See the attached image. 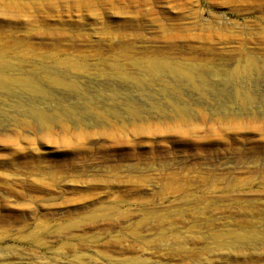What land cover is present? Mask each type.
<instances>
[{
  "label": "rangeland",
  "instance_id": "374dc122",
  "mask_svg": "<svg viewBox=\"0 0 264 264\" xmlns=\"http://www.w3.org/2000/svg\"><path fill=\"white\" fill-rule=\"evenodd\" d=\"M0 264H264V0H0Z\"/></svg>",
  "mask_w": 264,
  "mask_h": 264
},
{
  "label": "bare ground",
  "instance_id": "6f19581e",
  "mask_svg": "<svg viewBox=\"0 0 264 264\" xmlns=\"http://www.w3.org/2000/svg\"><path fill=\"white\" fill-rule=\"evenodd\" d=\"M168 66V65H165ZM164 66V67H165ZM150 64L148 65V69L149 70ZM152 72H155L156 74L160 73V70L163 68H161L160 66H157L156 64H152ZM172 73L175 76H181L183 77L187 82L192 83L194 82L196 79H200L199 76H197L196 74L191 73L188 70H173ZM20 81H22L21 79H19ZM26 81V80H25ZM31 81V80H30ZM35 83V82H34ZM199 87V86H198ZM176 99V98H175ZM180 101V99H179ZM181 102V101H180ZM156 103V102H155ZM158 103V102H157ZM127 104V103H125ZM166 109L168 113H171V118L175 121H187L190 120L192 118V114L196 113V110L192 109L191 106L185 102L182 103H178L173 99H170L166 102ZM229 101L226 100V102L224 103V105L219 106V109H221V115H223L224 119L227 118H232L234 116H236L235 114V110L233 108L230 107ZM241 104H242V99H241ZM123 105V104H122ZM128 106V105H127ZM126 107V106H125ZM118 108V107H117ZM261 106H258V109H261ZM113 109V108H112ZM119 109V108H118ZM121 109V108H120ZM151 109L157 110L162 114V110L160 109L159 106H157L156 104L153 103V105H151ZM212 111V110H211ZM216 111V110H215ZM72 113V112H71ZM126 113V112H125ZM98 114V113H97ZM121 114V113H120ZM99 116H101V114H98ZM117 115V114H116ZM214 115V114H213ZM136 114L133 113H128L127 119L129 120V122H132V118L135 117ZM143 121V119H141Z\"/></svg>",
  "mask_w": 264,
  "mask_h": 264
}]
</instances>
